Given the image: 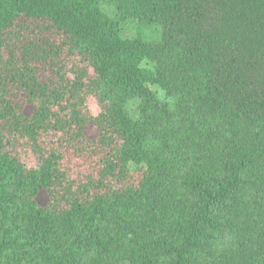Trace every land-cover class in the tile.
Returning <instances> with one entry per match:
<instances>
[{"label": "trees", "instance_id": "16d2710c", "mask_svg": "<svg viewBox=\"0 0 264 264\" xmlns=\"http://www.w3.org/2000/svg\"><path fill=\"white\" fill-rule=\"evenodd\" d=\"M0 264H264V0H0Z\"/></svg>", "mask_w": 264, "mask_h": 264}, {"label": "rangeland", "instance_id": "374dc122", "mask_svg": "<svg viewBox=\"0 0 264 264\" xmlns=\"http://www.w3.org/2000/svg\"><path fill=\"white\" fill-rule=\"evenodd\" d=\"M102 7L106 12L110 13V9L106 5H102ZM138 32L141 33V37L144 40H146L147 42H150V43L157 42L159 40V37H160L159 28H157L155 26L138 27L136 22L131 21L128 24H126L125 26H123V28H122V34H123V37H125V38H132ZM138 103H139L138 100H132L129 103V112L133 117L136 116L135 109H136ZM85 133L88 137H93L95 134V129L92 126H88L85 128ZM130 169L133 170L134 166L131 165ZM37 200H38L40 205H43L46 202V196L43 193H41V194H39Z\"/></svg>", "mask_w": 264, "mask_h": 264}]
</instances>
